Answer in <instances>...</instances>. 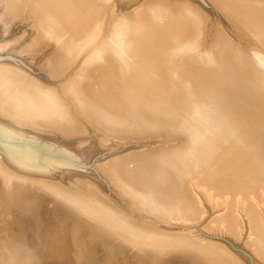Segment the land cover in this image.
Instances as JSON below:
<instances>
[{"label":"bare ground","instance_id":"obj_1","mask_svg":"<svg viewBox=\"0 0 264 264\" xmlns=\"http://www.w3.org/2000/svg\"><path fill=\"white\" fill-rule=\"evenodd\" d=\"M114 2L0 0V24L7 30L14 19L27 20L32 31L22 50L31 58L45 51L40 66L48 74L59 77L76 63L61 95L0 64V120L66 136L86 121L103 141L159 138L160 145L105 164L117 192L137 214L188 223L202 213L190 188L200 184L224 204L207 227L224 228L234 242L245 225L241 207L246 247L264 263V0H212L246 36L244 47L220 29L205 43V20L184 1L128 0L105 26ZM4 156L0 264H33L32 253L45 248L28 232L37 237L41 229L56 264H83L82 252L92 264H201L172 258L189 252L204 264H245L221 242L140 223L95 191L32 177L35 169ZM42 191L71 216L65 228L40 210Z\"/></svg>","mask_w":264,"mask_h":264},{"label":"rangeland","instance_id":"obj_2","mask_svg":"<svg viewBox=\"0 0 264 264\" xmlns=\"http://www.w3.org/2000/svg\"><path fill=\"white\" fill-rule=\"evenodd\" d=\"M127 1L128 0H115V7H113L114 9L109 7L105 15V26L109 24L113 16L112 12L114 15L120 13L122 10L121 7H125ZM146 1L149 0H135V3L143 4ZM166 1L172 3L179 1L189 2L194 8L196 7L199 10L205 20V43H207L214 36V32L217 29H220L224 35L235 41L237 44L241 45L242 47L247 46L248 39L246 36L237 29V27L227 18V16H225L222 10L212 2V0ZM116 4H118V7ZM27 24L28 22L24 17L14 19L9 24V26H7V30L3 28L2 24H0V64H10L29 73L32 77L38 79L42 84L52 87L54 91L61 95L60 87L66 81L67 77L71 75L76 63L68 68L66 72L61 74L59 77H53L48 74L43 66H40L44 61L45 51L42 55L31 58L28 55L33 54L32 52L30 53L22 50L25 45L24 42L30 37V33L32 31L29 25L27 26ZM23 32L26 34H23ZM82 124L83 126L80 132L66 136L56 131L45 132L32 128H22L0 120L1 126L7 128L23 139L43 141L67 151L76 158L79 167H49L42 170H32V173L39 174L30 176L37 177L41 180H49L50 183H55L56 185L69 191H95L96 193L101 194L109 203L114 204L118 208L122 209L128 215L137 218L140 223L149 221H153L155 223L159 222L162 224L163 230L169 233H190L191 237L197 238L199 240L218 241L230 248L232 252L243 258L245 264H264L261 262V260L256 258L257 256L253 254L254 250L251 248V246L246 247L245 240L247 238V233H245V231L247 227L241 207H238L236 210L238 213H240L245 225L240 228V233L237 238L234 239V242L232 241L233 238L228 233H226L228 231H225L224 228L221 229L220 227H216L215 224H212L213 228L207 227V225L213 221L215 217L220 216L224 212V204L221 202L213 203V195L209 194L207 190H204L200 184L192 183V186H190L199 206L202 209L201 216L197 220L190 221L188 223L173 220L160 222L156 219H153L151 216L142 213L137 214L127 202L126 198L122 197L117 192V188L109 182V179L104 174L102 169L105 164L111 160L140 153L149 147L160 145L162 140L159 138L153 139L148 137L137 140H133L131 138L116 139L110 137L108 140L103 141L101 139V133L96 128L87 124L86 121H82ZM2 155L4 156V153L0 150V157H3ZM8 161L9 160L5 157L4 163L9 165L10 162ZM10 169L15 170L14 167H11ZM41 197L40 210L42 212L46 210L47 214H50L51 218L58 223V227L61 226L62 229L65 228V226L68 224V222H66L67 218L69 219L71 216L67 214V212H65L61 206L54 204V202L45 192H41ZM216 198L222 199L219 197ZM59 207L62 208V211ZM259 207L264 214V202L259 203ZM54 208H57L60 210L59 212L66 215L65 218H61L59 213L58 215L54 213ZM33 231L34 230H30V232H28L29 238L30 236L38 238V240L36 239V243L41 246V249L45 248L44 250H46L49 245L47 243L48 241H44L46 244L41 241L43 238L42 229L39 230V236L37 237L33 235ZM50 243L51 242H49V244ZM44 250L39 253H32L31 256L33 264H50L49 261H52L51 264H56V256L52 255L51 252ZM76 258H82L83 264H92L90 259L92 257H89V255L83 252L77 253ZM172 258L179 259L178 262L184 261L186 263L189 261L188 259H196L201 264H204V262L196 254L190 252L178 253ZM126 261H129V259L126 258Z\"/></svg>","mask_w":264,"mask_h":264},{"label":"water","instance_id":"obj_3","mask_svg":"<svg viewBox=\"0 0 264 264\" xmlns=\"http://www.w3.org/2000/svg\"><path fill=\"white\" fill-rule=\"evenodd\" d=\"M0 150L16 164L35 170L49 167L79 168L67 151L43 141L23 139L0 125Z\"/></svg>","mask_w":264,"mask_h":264}]
</instances>
